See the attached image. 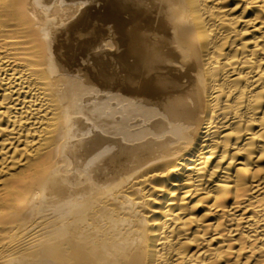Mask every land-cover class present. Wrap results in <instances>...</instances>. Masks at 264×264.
Masks as SVG:
<instances>
[{
	"label": "bare ground",
	"instance_id": "6f19581e",
	"mask_svg": "<svg viewBox=\"0 0 264 264\" xmlns=\"http://www.w3.org/2000/svg\"><path fill=\"white\" fill-rule=\"evenodd\" d=\"M0 264H264V0H0Z\"/></svg>",
	"mask_w": 264,
	"mask_h": 264
}]
</instances>
